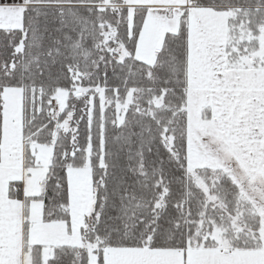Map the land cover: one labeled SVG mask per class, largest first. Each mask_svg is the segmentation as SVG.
I'll return each instance as SVG.
<instances>
[{
  "label": "snow or ice",
  "instance_id": "snow-or-ice-1",
  "mask_svg": "<svg viewBox=\"0 0 264 264\" xmlns=\"http://www.w3.org/2000/svg\"><path fill=\"white\" fill-rule=\"evenodd\" d=\"M0 264H264V0H0Z\"/></svg>",
  "mask_w": 264,
  "mask_h": 264
}]
</instances>
